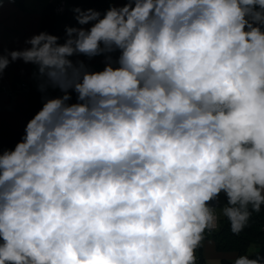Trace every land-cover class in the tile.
<instances>
[{"label": "clouds", "instance_id": "obj_1", "mask_svg": "<svg viewBox=\"0 0 264 264\" xmlns=\"http://www.w3.org/2000/svg\"><path fill=\"white\" fill-rule=\"evenodd\" d=\"M74 12L63 42L0 53V76L35 66L43 101L0 150V264H198L221 217L239 235L264 208V0Z\"/></svg>", "mask_w": 264, "mask_h": 264}, {"label": "crops", "instance_id": "obj_2", "mask_svg": "<svg viewBox=\"0 0 264 264\" xmlns=\"http://www.w3.org/2000/svg\"><path fill=\"white\" fill-rule=\"evenodd\" d=\"M58 0H25L24 7L20 8L15 0H4L0 2V53L7 55L13 50H22L30 47L26 44L32 36L41 33V9L47 3H57ZM127 0H112L111 6L122 7ZM109 7V8H110ZM79 27V25L77 26ZM90 27V25L85 26ZM75 60H83L92 70L99 71L104 68V56H96L89 59L80 55L72 57ZM36 68L32 64L24 63L22 60L10 63L0 76V133L4 130L22 131L27 125L29 109L28 96L31 92L38 90L37 81L34 78ZM22 83L26 88L15 87ZM9 89H14L15 94L11 95ZM49 92L60 93L58 90ZM225 194L221 193L218 200H215V207H222L226 203ZM224 219L221 217V220ZM264 247L253 245L248 251L250 258L257 255L263 256ZM198 264H205L208 258H220L225 262H231L236 253H221L217 250L215 241L208 238L204 247L198 250Z\"/></svg>", "mask_w": 264, "mask_h": 264}, {"label": "trees", "instance_id": "obj_3", "mask_svg": "<svg viewBox=\"0 0 264 264\" xmlns=\"http://www.w3.org/2000/svg\"><path fill=\"white\" fill-rule=\"evenodd\" d=\"M4 0H0L2 2ZM25 0H15L20 7H24ZM112 0H67V8L63 15H57L55 12V4L47 3L41 9V32H47L61 38V42L65 37V30L68 27H77L78 23L75 19L76 13L74 9H95L103 14L110 7ZM50 96H57L59 93L48 92ZM74 98H76L73 93ZM29 109L27 123L42 108V93L40 91L31 92L28 96ZM25 134L22 131L4 130L0 133V150H12L16 144L21 141ZM227 202V199H226ZM211 238L215 241L217 250L221 253H236V257L248 254L253 245H261L264 247V208L260 213H253L248 225L239 234L235 235L230 231V226L226 218L220 222L217 230L211 234L206 233V239ZM264 257V254L263 256ZM231 264V262H225ZM264 264V262H262Z\"/></svg>", "mask_w": 264, "mask_h": 264}, {"label": "built area", "instance_id": "obj_4", "mask_svg": "<svg viewBox=\"0 0 264 264\" xmlns=\"http://www.w3.org/2000/svg\"><path fill=\"white\" fill-rule=\"evenodd\" d=\"M67 0H58L57 3H55V12L57 15H63L65 13V10L67 8ZM16 89L18 88H26V84L25 83H22L20 85H17L15 87ZM8 92H10L11 95H14L15 94V90L14 89H9ZM61 93H59L60 95ZM76 98H74V96L72 95V101L71 102H75ZM219 226H220V223H219ZM219 228V227H218ZM208 234V233H207ZM211 234V233H210ZM199 257H198V262H199Z\"/></svg>", "mask_w": 264, "mask_h": 264}, {"label": "water", "instance_id": "obj_5", "mask_svg": "<svg viewBox=\"0 0 264 264\" xmlns=\"http://www.w3.org/2000/svg\"><path fill=\"white\" fill-rule=\"evenodd\" d=\"M211 204H212V205H214V204H215V200H214V201H212V202H211Z\"/></svg>", "mask_w": 264, "mask_h": 264}, {"label": "rangeland", "instance_id": "obj_6", "mask_svg": "<svg viewBox=\"0 0 264 264\" xmlns=\"http://www.w3.org/2000/svg\"><path fill=\"white\" fill-rule=\"evenodd\" d=\"M222 220H224V219H222ZM222 220H221V221H222Z\"/></svg>", "mask_w": 264, "mask_h": 264}]
</instances>
